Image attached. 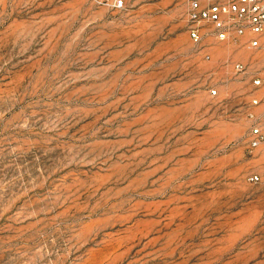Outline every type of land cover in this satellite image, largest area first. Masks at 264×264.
<instances>
[{"label":"rangeland","instance_id":"rangeland-1","mask_svg":"<svg viewBox=\"0 0 264 264\" xmlns=\"http://www.w3.org/2000/svg\"><path fill=\"white\" fill-rule=\"evenodd\" d=\"M186 8L0 0V264H264V48Z\"/></svg>","mask_w":264,"mask_h":264},{"label":"built area","instance_id":"built-area-1","mask_svg":"<svg viewBox=\"0 0 264 264\" xmlns=\"http://www.w3.org/2000/svg\"><path fill=\"white\" fill-rule=\"evenodd\" d=\"M97 4L114 9H124L129 0H94ZM186 20L191 39L201 45L210 36L219 41L239 43L242 38L249 48H264V0H186ZM206 58H210L207 54ZM238 71L244 70L243 63H236ZM256 85H264V78L255 80ZM217 89H212L213 95ZM258 105L261 100L254 98ZM252 120L249 149H264V111L249 113ZM253 182L264 181V173H252Z\"/></svg>","mask_w":264,"mask_h":264}]
</instances>
